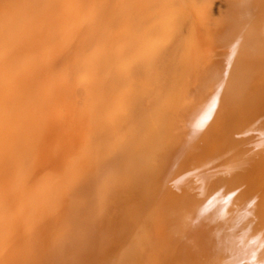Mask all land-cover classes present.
I'll return each mask as SVG.
<instances>
[{"label":"bare ground","instance_id":"1","mask_svg":"<svg viewBox=\"0 0 264 264\" xmlns=\"http://www.w3.org/2000/svg\"><path fill=\"white\" fill-rule=\"evenodd\" d=\"M0 264H264V0H0Z\"/></svg>","mask_w":264,"mask_h":264}]
</instances>
